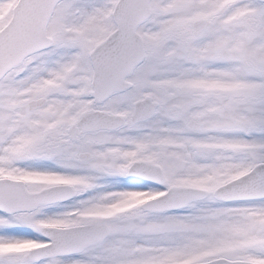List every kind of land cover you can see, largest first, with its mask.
<instances>
[{
  "label": "snow or ice",
  "instance_id": "obj_1",
  "mask_svg": "<svg viewBox=\"0 0 264 264\" xmlns=\"http://www.w3.org/2000/svg\"><path fill=\"white\" fill-rule=\"evenodd\" d=\"M0 264H264V0H0Z\"/></svg>",
  "mask_w": 264,
  "mask_h": 264
}]
</instances>
